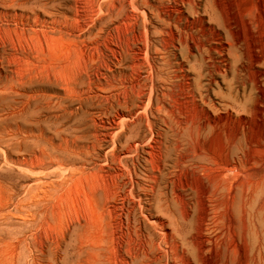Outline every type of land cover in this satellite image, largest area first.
<instances>
[{
  "label": "rangeland",
  "instance_id": "rangeland-1",
  "mask_svg": "<svg viewBox=\"0 0 264 264\" xmlns=\"http://www.w3.org/2000/svg\"><path fill=\"white\" fill-rule=\"evenodd\" d=\"M188 1L0 0V264L109 263L94 250L124 264L148 238L169 246L170 213L199 238L212 202L206 196L203 206V185L187 189L188 165L172 166L161 148L189 124L196 149L194 127L213 120L217 153V136L233 137L247 116L244 156L264 157L259 109L227 116L216 94L227 91L221 79L206 104L192 94L193 58L176 52L177 78L163 62L167 17L196 20ZM256 53L264 42L248 52L249 77L264 70ZM217 212L227 228L225 209ZM242 245L225 264H253Z\"/></svg>",
  "mask_w": 264,
  "mask_h": 264
},
{
  "label": "bare ground",
  "instance_id": "bare-ground-1",
  "mask_svg": "<svg viewBox=\"0 0 264 264\" xmlns=\"http://www.w3.org/2000/svg\"><path fill=\"white\" fill-rule=\"evenodd\" d=\"M188 3L196 20L193 26H186L174 15L167 17L166 23L171 28L172 36L170 42L167 40L162 44L163 62L174 58L177 59L176 63H181L176 53L178 50L185 60L193 58L191 86L197 101L207 104L211 100L212 86L219 84L221 79L227 91L216 94L220 96V105L227 116L238 112L248 113L253 107L264 115V108L261 107L264 100V70L261 72L258 69L254 77H249L247 60L250 49L258 51L264 42V24L260 20L264 14V0H189ZM172 24L180 32H176ZM259 26L263 28L260 34L257 32ZM176 63L170 61L169 65L174 68L175 78L179 76ZM262 63L264 54L256 53L254 64L259 67ZM245 118L241 119L233 137L225 134L217 136V153L212 152L214 144L209 143L213 140L209 129L214 124L208 117L204 123L194 127L199 140L196 149L191 148L192 124L186 127L188 131H173L172 140L167 139L162 143L161 148L171 158L172 166L188 165L187 171L195 185H203L201 190L205 195L201 193L204 196L202 200L207 196L208 201L212 202L208 205L211 207L205 205L206 217H203L204 224L200 225L199 238L186 232L170 213L171 228L163 232V241L169 246L162 248L160 238H148L124 264H141L143 258H149L150 264H159L163 258L167 264L169 261L176 264L180 257L185 258L187 264H225L232 258L236 260L243 243L251 252L253 264H264V157L249 160L244 156ZM164 161L169 163L167 159ZM255 162L260 164L255 165ZM247 174L248 181L245 179ZM194 183L189 179L186 188L196 190V187H201L198 184L194 187ZM200 191L197 190L196 194ZM169 201L167 199L166 203ZM221 208L227 214V228L218 227L221 225L218 222L220 216L214 214ZM212 210L215 211L214 215L211 214ZM92 254L98 257V263L107 258L108 264H112L107 255L99 257V250L92 251Z\"/></svg>",
  "mask_w": 264,
  "mask_h": 264
}]
</instances>
